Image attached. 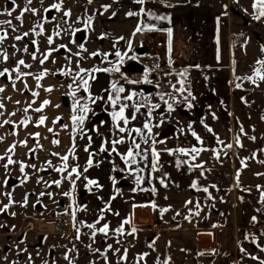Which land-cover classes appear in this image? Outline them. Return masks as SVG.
Returning <instances> with one entry per match:
<instances>
[{
	"label": "rangeland",
	"instance_id": "rangeland-1",
	"mask_svg": "<svg viewBox=\"0 0 264 264\" xmlns=\"http://www.w3.org/2000/svg\"><path fill=\"white\" fill-rule=\"evenodd\" d=\"M57 2L60 0H42V2L41 0H32L31 7L37 9V13H25L23 23H21L15 17L20 14L27 0H16L19 7L11 17L3 14L5 8L10 10L13 7L10 0H0V20L10 19L12 21L11 27L0 25V31L6 30L8 32L7 38L0 43V71L5 68L10 71L13 70L16 62L23 59L26 64H31L32 67L20 66L21 71L38 74L47 68L50 73L39 82L40 87H37L34 76L24 78L29 89L39 92L38 97H33L31 92L25 89L24 82L17 80L16 86L13 88L11 80L0 77V87L5 88L4 92L0 93V101L5 105L4 109H0L3 112V115L0 116V124H3L5 119H11L15 122V125L0 127V137L3 138L0 140V156L4 155L12 144H16L17 147L12 154V159L23 161L29 166L32 164L37 166L36 169L26 167L22 173L19 164L10 165L6 170L2 165L7 162V159L0 161V207L10 203L9 197L4 193H11V200L15 201L5 212L0 213V225H6V227H0V264H144L146 262L139 257L146 252V249L149 252L152 247L145 239L147 233L143 229L144 227L134 226L137 231L133 235H128L132 228L130 224L124 226V234H118L114 231L126 218L124 216L119 219L122 216L120 213H124L122 199L117 201L121 209L115 207V204L111 205L110 211H103L104 220L97 224V228L104 223L109 224V231L106 236L97 232L93 241L91 238L92 230L85 227V224H92L97 220L102 209L109 207L107 196L97 195L93 191L97 189L95 186H91L92 191H88L85 186L84 177L96 179L93 175L95 161L94 166L84 172V166L89 159V152L93 153L91 148L88 152L85 149H75V156L78 158L75 161L71 156L69 157L68 170L70 171L72 167L78 164L82 173L81 178L76 181L75 189L71 187L68 180H63L59 186L52 183L61 179V174L53 168L47 167L46 162L51 161L54 167L61 165L62 161L59 157L53 156L52 153H60L62 156L68 152L64 145L69 143L73 130L70 116L74 98L69 94L73 89L68 87L72 83V75L63 77V74H59V72L61 69L67 71L70 68L74 73L78 67L85 69L111 68L120 60V57L115 55L117 51L123 57V63L119 67L123 64H129L135 56L137 58L151 54L149 51L151 47L150 38L156 39L159 35L165 37L162 32L165 28L161 27L164 26L166 20H156L151 16L128 17L126 13L129 11L139 12L140 8L143 7L146 11L163 16L164 11H168L170 8L176 10L185 5L202 3L201 5L206 4L212 9H216L221 15V22H224L225 26L229 28L233 40L236 65L237 81L235 84H240L241 87L264 89V82H258V85H254L245 79L246 76L253 74V70L257 66L255 62L264 59V18L259 21L254 19L253 0H146L144 5H138L133 0H92V3H89L88 0H63L60 11L53 9L45 12V9ZM103 5H110V7L104 11ZM69 9L71 16L61 19L64 11ZM114 12L116 13L115 16L112 15ZM88 15H93L94 20L91 28L85 30L84 21ZM53 16L56 17L55 20H52ZM38 24H43L44 29L40 35L32 32L33 28L40 31L37 27ZM138 25L141 27L147 25L156 30H144L133 35ZM75 29H81V31L72 36L71 33ZM55 30H60L61 34L59 37H53L54 42L49 45L47 38ZM24 32H29L30 35L20 41L14 39L15 36L22 35ZM120 37H124V39H119ZM73 39L75 43L71 42ZM32 41H36V44H33ZM81 43L87 49L82 53V58L75 55L81 51L79 48ZM129 43L131 48L128 46ZM61 44H66L67 49L53 52L43 65L39 63L43 53L47 52L50 47L57 48ZM25 46L28 48L27 53L23 51ZM4 52L9 57L7 61L2 59ZM33 52L36 53V60L32 59ZM94 52L101 55L92 56L91 53ZM103 54H107L106 58ZM12 75L14 79L16 73L13 72ZM94 75L95 79L89 81L91 95L95 92L98 93L97 87L102 88L101 91L107 89V86H103L107 78L128 80L121 68L119 72L100 71ZM50 86L53 90L51 92L46 91L45 89ZM76 95L83 98L81 103L86 102L88 93L83 89L78 91ZM32 100H35L32 109L39 107L44 100H49L51 103L44 108L42 113H36L30 109L25 114L19 110L26 107L27 103ZM16 101L21 103L17 104ZM88 103L92 111L88 113V120L85 121L84 125L89 127L97 110L94 108L96 112L93 113L92 104L91 102ZM13 112L16 113L15 116L10 115ZM25 115L31 116L33 121H36L40 115L46 116L47 119L43 126L37 127L34 123H29L28 127L25 128L19 125ZM57 117H60L61 120L54 124L53 121ZM63 124H68L69 127L64 129L61 127ZM48 128H53L58 135L48 132ZM36 132L40 133L38 141L35 137L30 136L31 133ZM85 133L83 140L87 145L88 136H91L92 132L87 131ZM25 139L28 141L27 146L21 144V141ZM53 139H59L60 143L58 145L53 144ZM81 139L82 136L78 132L75 141L79 142L78 140ZM37 143L42 145V148H37ZM34 148H36L35 153H30V149ZM94 158L99 161L97 166L107 164L109 160L114 161L116 170H113V174L116 183L113 186L115 189L122 190V187L129 185L125 176L126 171H119L126 169V167L118 154L114 155L112 152L110 156L109 151H107ZM25 174L28 179L24 183H20ZM63 175L66 176L67 172ZM5 179H8L7 185L3 183ZM98 182L101 185L100 189H102L105 182L100 180ZM115 189L113 188L109 192L110 196L116 195ZM41 192L45 195L40 196ZM64 192H70L71 195L66 197L63 195ZM48 193H51V196ZM94 196L102 197L104 201L102 203L94 202L92 198ZM25 197H27V206L23 205ZM38 199L41 201L39 204L36 203ZM112 208L119 215H115ZM73 210L76 211L75 220L71 215ZM74 224L76 227H73ZM57 225H63V228L57 231ZM77 228H79V239L76 238ZM253 239H255V243ZM109 244L112 245V249L107 248ZM116 249L119 251H115ZM261 249H264V229L245 230L239 244V264H261L264 262V251ZM125 250L127 259L121 260L120 257L124 255ZM65 255L69 258L65 259ZM254 256L259 257V259H253Z\"/></svg>",
	"mask_w": 264,
	"mask_h": 264
},
{
	"label": "crops",
	"instance_id": "crops-1",
	"mask_svg": "<svg viewBox=\"0 0 264 264\" xmlns=\"http://www.w3.org/2000/svg\"><path fill=\"white\" fill-rule=\"evenodd\" d=\"M201 4L185 5L177 11L175 8L164 11L163 16L169 17L161 27L165 28L162 30L165 37H151L149 51L161 55L165 66L156 72H148L147 80L151 83L144 80L136 84L130 80L107 78L103 84L107 86V91L97 87L98 93H92L93 97H104L95 104L91 103L93 113L97 110L92 114L93 121L89 127L83 125L85 132H92L91 150L97 153L94 157L101 154L98 149L102 137L111 140L123 135L126 143L117 145V148L119 153H125L130 146L128 133H116L110 116L112 109L107 102L112 83L116 82L118 87L125 88L121 97L136 92V99L148 98L150 104L161 105L152 111L151 117L147 115L148 107H141L135 113L136 119L131 120L133 102L124 101L130 105L125 113L130 119L128 127L142 128L150 120L153 125L152 137L164 141L156 144V149L161 153V168L152 175L159 177L167 173V188L158 179L146 178L141 187L149 191H134L135 179L126 171L129 185L110 196L109 192L115 189L112 180L115 178V163L109 160L107 164L97 166L99 161L93 157L95 180L105 182L102 189L93 191L97 195L107 196L108 205L115 204L119 209L117 201L122 199L124 213H120L122 216L119 219L131 217V227H144L148 234L145 239L152 247L149 252L147 249L144 252L147 254L142 259L146 262L144 264H165V261L167 264H239V244L244 231L264 229V211H256L258 208L264 209V204L260 203V197L264 194V89L236 87V65L229 28L221 22V15L216 9ZM168 29L172 30L171 37ZM156 40H162L164 45L157 47ZM182 72L186 73L185 77L179 75ZM181 79L184 80L183 85L179 83ZM172 85L176 89L183 87L186 91L181 94ZM189 92V101L193 105L191 108L184 101V96H188ZM160 94H164L165 100L173 103V112L168 113L167 106L159 98ZM171 97H175V101ZM100 121L106 123L101 126ZM205 124L213 130L212 133L206 130ZM93 125L99 127V133L93 130ZM241 127L243 132L240 131ZM193 131L203 144L191 134ZM132 136L136 142L141 143V148L148 147L136 133L133 132ZM237 136L242 147L236 143ZM252 136L256 139H250ZM84 137L79 142L75 141V149H85ZM227 144L233 147L228 149L225 147ZM71 145L70 136L69 143L64 147L69 150ZM194 146L206 150L192 162L202 167L191 171L187 164L179 168L176 166L178 159L190 160V157L165 151L190 149ZM213 150L220 151L219 159ZM148 162L150 164L151 156ZM140 167H145V164L142 162ZM148 174L146 168L144 175L147 177ZM193 181L200 188L208 187L211 198L203 191L192 189L190 185ZM212 185L216 187L212 188ZM152 187H155V192L150 190ZM92 198L94 202L104 201L102 197ZM188 200L192 204L186 207L185 202ZM197 201L200 203V215L185 219L189 209H195ZM151 202L157 205L156 209L144 206ZM165 207L170 210L161 214L159 209ZM112 211L116 215L114 208ZM253 216L257 217L255 222Z\"/></svg>",
	"mask_w": 264,
	"mask_h": 264
},
{
	"label": "snow or ice",
	"instance_id": "snow-or-ice-1",
	"mask_svg": "<svg viewBox=\"0 0 264 264\" xmlns=\"http://www.w3.org/2000/svg\"><path fill=\"white\" fill-rule=\"evenodd\" d=\"M11 4L13 5V7L9 10L7 8H5L3 10V14H6L8 17H11L13 15V13L17 10V8L19 7V5L16 4V0H10ZM42 2V0H41ZM62 2L63 0H60V2L57 3H53L50 8L45 9V12L51 11L53 9L60 11L62 8ZM89 3H92V0H88ZM134 3L138 4V5H144L146 3V0H133ZM32 4V0H27V3L25 4L24 8L20 11V14L17 15L15 17V19L21 23H23V17L25 13H32V14H36L37 13V9L32 8L31 7ZM110 7V5H103L102 8L104 11H107L108 8ZM225 7H227L225 5ZM252 8L255 9V13H254V19H256L257 21L261 20L262 18H264V0H253V4H252ZM113 16L116 15V13L114 12L112 14ZM126 15L128 17H133V16H151L154 17L156 20H167L169 19V17L166 16H162V15H156L150 11H146L145 8H140L139 12H134V11H129L126 13ZM71 16V10H67L64 11L63 17H61V19H63L64 17H70ZM45 19H47V17H45ZM56 17H52V20H55ZM94 20V16L93 15H88L86 20L84 21V29L87 30L89 28H91L92 26V22ZM0 25H8V26H12V21L10 19H2L0 20ZM37 27L40 29V31H37L36 28L32 29V32H35L36 35H40L43 32V24H38ZM69 27H71V25H69ZM144 30H148V31H153L156 30L154 27H149L147 25H145L144 27L141 26H137L135 29V32L133 33V35H135L136 33H139L141 31ZM81 31V29H75L72 31L71 35L75 36L76 32ZM171 29H168V33H169V37H171ZM60 30H55L53 32L52 35L48 36L47 40H48V44L52 45L53 44V37H59L60 36ZM30 35L29 32H24L22 35H17L14 37L15 40L20 41L23 40L25 37H28ZM8 36V32L6 30H2L0 31V43H2ZM119 39H124V37H120ZM72 43H75V40L73 39L71 41ZM33 44H36V41H32ZM171 41L169 40V46H170ZM129 48H131V44L129 43ZM79 48L81 49L80 52H77L75 55L78 57L82 58V53L84 51H87L86 48H84V45L81 43L79 45ZM60 49H67V45L66 44H61L59 45L57 48H49L47 50V52L42 54V58L39 60V63L41 65H43L50 56H52L53 52H58ZM18 50V49H17ZM24 52H28V48L27 46H25V48L23 49ZM37 51H38V45H37ZM92 56H97V55H101L98 52H94L91 53ZM105 55V58L107 56V54H103ZM115 55L117 57H120V60L117 64H115L113 67L111 68H92V69H85L82 67H78V70L75 71L74 73L72 72V70L69 68V70L65 71L63 69L60 70L61 74L68 76V75H72V83L68 85V87L70 89H73V91L71 93H69L73 98H74V102L72 103V114L70 116L71 122H72V133H71V138H72V145L69 148L68 152L64 155H60V153H52L53 156H57L59 157V159L62 161L60 166H56L54 167L52 165L51 161H47L46 165L49 168H53L56 172L61 174V179L53 181L52 183L59 186L63 180H68L71 183V187L73 189H75V185H76V181H78L81 178V171H80V166L78 164H76L74 167L71 168V170L69 171V165H68V160L69 157L71 156L72 159L75 161L76 159H78L75 156V137L76 134L79 132L82 136L85 133L84 130V123L86 120H88V113L90 111H92V109L89 107V103L91 102L93 104L96 103L97 100H103L104 97L103 96H99V97H93L91 95V93L89 92V88H90V84L89 81L90 80H94L95 79V73L96 72H100V71H104V72H119L120 71V67L119 65L123 63V57L121 55V53L119 51L115 52ZM8 55L6 52H4L2 54V59L4 61L8 60ZM32 59L36 60L37 56L36 53L33 52L32 53ZM55 62V61H53ZM171 62V61H169ZM79 63V62H78ZM256 67L253 70V74L246 76L245 79L249 80L252 84L254 85H258V82H264V59H260L257 60L256 62ZM20 66H24L26 68H31L32 65L31 64H26L25 61L23 59L19 60L16 62V66L13 70H9L7 68H5L3 71H0V77H6L8 80H11L12 82V87L15 88L16 86V81L19 80L21 82L25 83V89H27L28 91L31 92V95L33 97H38L39 96V92L37 91H32L31 89L28 88L27 83L25 82L24 78L28 77V76H34V79L37 81V87H40V81L47 75H49V70L47 68L43 69L41 72H39L38 74H34L31 72H23L21 71V67ZM15 72V78L13 79V75L12 73ZM179 75L181 77H185L186 73H179ZM239 79V78H238ZM135 81H133L134 83ZM145 82L146 83H151V81L147 80V77H145ZM179 83L181 85H183L184 80L181 79L179 81ZM172 87L175 89V91L180 92L181 94H183L186 89L183 87H180L179 89L175 88V85H172ZM237 88H240L241 85L237 84L236 85ZM81 89H83L85 92L88 93L87 97H86V102L81 103V99L80 97H77L76 93L78 91H80ZM5 88L4 87H0V93L4 92ZM48 92H51L53 90L52 86L48 87L47 89H45ZM107 91V90H106ZM125 92V88L123 86H117L116 82H113L111 85V93L107 96V102L110 104L111 106V120L113 122V126L116 130V133L119 134H123V133H128V137L127 140L130 141V146L127 148V151L125 153H119L117 145L120 144H124L126 143V139L123 135H118L116 138L114 139H107V138H103L102 137V143L101 146L98 149V152H107L109 151V145H111V152H115L120 156V159L124 162V164L126 165V169H120L119 171L123 172V171H127L129 175L133 176L135 179V184H136V188H134V191L136 189H139L140 191H149V189L147 188H143L141 187V185L144 183L145 179H158L159 183L164 186L165 188L168 187V183H167V173H163L161 176L159 177H154L152 174L159 172L161 165H160V152L156 149V144L157 143H163L164 141L162 140H156L155 138L152 137V128L153 125L151 124V121H146L142 128L138 127V128H129L128 125L130 123V119L131 120H135L136 119V115L135 113L140 111L141 107H148V113L147 115L149 117L152 116V111L154 109H159L161 107L160 104H150V101L148 100V98H140V99H136V97L138 96V94L136 92H131L130 94L121 97V93ZM189 96H191V93H188V96H184V101L187 102V107L191 108L193 105L192 103L189 101ZM160 100L164 102V104L167 106V110L168 113H171L174 111V107H173V103H169L168 100H165V96L164 94H160L159 96ZM173 99V101H175V97H171ZM8 99H11L10 97H8ZM192 99H194V97H192ZM124 101H132V108L134 109L133 115L131 116V118L129 119V117L125 114L126 113V109L129 108V104L124 102ZM17 104H20V101H16ZM35 103V100H32L30 102L27 103V106L19 109L21 112L23 113H27L30 109H32V105ZM51 102L49 100H44L41 105L39 107H36L34 109H32L33 111H35L36 113H42L44 108L46 106H48ZM57 107H59V105H57ZM5 105L2 101H0V109H4ZM105 111H107V109H105ZM3 115V112L0 111V116ZM10 115L15 116L16 113L13 112ZM47 117L44 115H40L39 118L36 121L32 120L31 116H27L25 115V118L23 120H21L19 122L20 126H23L25 128L28 127L29 123H34L35 126L40 127L45 125ZM61 120L60 117H57L55 121H53V123H59V121ZM121 122L123 124V126H121ZM160 122H163V117L160 118ZM105 121H100V125L102 126L103 124H105ZM3 125H15V122L11 119H5L3 121V124H0V127H2ZM156 127H158L159 125H155ZM62 128L67 129L69 127L68 124H63L61 125ZM204 127L206 128V130L209 133H212L213 130L208 127V125H204ZM93 130L96 131L97 133H99L100 129L97 125H93ZM48 132L53 133L54 135H58L57 133L54 132L53 128H48L47 129ZM241 132H243V127H241L240 129ZM136 133L140 139L141 142L145 145H148V147L145 148H141V143L136 142L135 137L132 136V133ZM116 133H113V135H116ZM147 133V134H145ZM196 139L197 141H199L201 144H203V141L201 140V138L197 135L196 132H192L191 133ZM246 134V133H245ZM30 136H33L37 139V141L39 140L40 137V133L36 132V133H31ZM3 138L0 137V140H2ZM218 139V138H217ZM250 139L255 140L256 137L252 136L250 137ZM88 145L85 146V151L88 152L89 149L91 148V141H92V137L89 135L88 136ZM27 139L21 141V144L27 146ZM53 144L58 145L60 143L59 139H53L52 141ZM220 143H223L222 141H220ZM236 143L239 144L241 147L243 146L242 144H240V140H239V136H237L236 138ZM17 147L16 144H12L5 152L4 155L0 156V161L5 160V158L7 159V162L5 164H3L2 166L7 170L9 168L10 165L13 164H19L20 167V171L23 173L26 167H31L33 169H36V165L32 164V165H26L23 161H16L12 159V154H14L15 148ZM37 148H42V145H40L39 143H37ZM228 149H231L233 147L232 144H227L225 146ZM206 149L204 148H198V147H192L190 149H186V148H177V149H166L165 151L169 152L170 154H175V153H180L183 154L186 157H190L189 159L186 160H177L176 161V166L177 168L181 167L184 164H187L189 167V171L195 169V168H201L202 165L201 164H195L192 163L196 160L197 156L200 155V153L202 151H205ZM36 148L34 149H30V153H35ZM214 151V155L217 159H219L220 157V151L219 150H213ZM97 153H91L89 152V159L86 162V165L84 166V172H87L89 168L94 166V160L93 157L96 155ZM225 155H227V152L224 153ZM149 156H151V162L149 164ZM145 164V167H140L141 163ZM135 166V167H134ZM146 168L148 169V176L146 177L144 175ZM39 170H45V169H39ZM116 170V169H114ZM67 172V175H63V173ZM28 179V176L25 174L24 179H22L20 181V183H24L26 180ZM85 181H86V189L88 191H92V187L91 186H95L97 189L101 187V185L99 184V182L97 180L94 179H88L87 177H84ZM113 183L115 184V178H112ZM239 180V174H237V181ZM3 183L5 185L8 184V179H5L3 181ZM39 183V181H38ZM190 187L194 190L197 191H203L205 192L209 198H211V192H209V188L208 187H203L200 188L198 187V183L196 181H193L192 184L190 185ZM212 188H215V185L211 186ZM152 192H155L156 189L155 187H152L150 189ZM117 193H119V189H116ZM4 195L8 196L10 199V203L9 204H4L2 207H0V213L5 212L12 203H15V201L11 200V193H4ZM45 195V193L41 192L40 196ZM49 196H51V193H48ZM64 196H70L71 193L70 192H64L63 193ZM111 199H115V197H112ZM242 199V198H241ZM37 204L41 203V201L38 199ZM260 203L264 204V194L261 195L260 197ZM192 204L191 200H188L185 202V206L187 207V205ZM23 205L27 206V197H25V200L23 201ZM144 206H151L153 209L157 208V205L154 202H151L150 205H144ZM134 207H136V205H134ZM108 210L110 211V206L107 209H102L101 210V215L98 216L97 220L92 223V224H85V227L89 228L92 230L91 233V238L93 239V241L95 240V236L97 234V232L99 233H103L105 236L108 234L109 231V224L108 223H104L101 227L97 228V224L100 223V221L104 220V215H103V211ZM170 208L165 207V208H160L159 211L161 214L169 211ZM257 212H261L264 211V209H256ZM12 215H15V213H12ZM72 218L73 220H75L76 218V211L73 210L71 212ZM116 215H119L118 213H116ZM177 215H179V213H177ZM200 215V203L199 201L196 202L195 204V209H189V213L188 216L185 217V219L190 220L193 216H199ZM252 220L255 222L257 220L256 216L252 217ZM131 217H127L125 218L122 223L120 224L119 227H117L114 231L115 233L118 234H124V226L131 224ZM0 227H6V225H0ZM14 227V226H13ZM73 227H76V225L74 224ZM137 231V229L133 226L131 228V231L128 233V235H133L135 234ZM77 239H79V228H77ZM247 239V237H246ZM119 242V241H117ZM253 242L255 243V239H253ZM90 247V246H89ZM151 247V245H150ZM108 249H112V245L109 244L107 245ZM262 251H264V249H261ZM99 251V250H97ZM115 251H119L118 249H116ZM241 251H244V249H241ZM147 254H142L141 257H139V259H143V256H146ZM69 257L67 255H65V259H68ZM105 258H106V254H105ZM253 259H259V257H252ZM6 259V258H5ZM121 260H126L127 259V252L125 250L124 255H122L120 257ZM165 264H167V262L165 261ZM261 264H264V262H261Z\"/></svg>",
	"mask_w": 264,
	"mask_h": 264
},
{
	"label": "built area",
	"instance_id": "built-area-1",
	"mask_svg": "<svg viewBox=\"0 0 264 264\" xmlns=\"http://www.w3.org/2000/svg\"><path fill=\"white\" fill-rule=\"evenodd\" d=\"M163 45L164 42L162 40L156 42L157 47H162ZM136 59L141 65H143L150 72H156L165 66V60L158 53L138 56Z\"/></svg>",
	"mask_w": 264,
	"mask_h": 264
},
{
	"label": "water",
	"instance_id": "water-1",
	"mask_svg": "<svg viewBox=\"0 0 264 264\" xmlns=\"http://www.w3.org/2000/svg\"><path fill=\"white\" fill-rule=\"evenodd\" d=\"M126 77L128 80H132L135 82H143L145 77H147L146 69L143 65H141L137 60H132L126 67H125Z\"/></svg>",
	"mask_w": 264,
	"mask_h": 264
},
{
	"label": "flooded vegetation",
	"instance_id": "flooded-vegetation-1",
	"mask_svg": "<svg viewBox=\"0 0 264 264\" xmlns=\"http://www.w3.org/2000/svg\"><path fill=\"white\" fill-rule=\"evenodd\" d=\"M127 65H121L120 66V68H121V70H122V73L123 74H125V75H128V74H126V72H125V67H126ZM59 74H61L60 72H59ZM63 77H65V75H63ZM64 225V224H63ZM63 225H57V231H59L60 229H62L63 228Z\"/></svg>",
	"mask_w": 264,
	"mask_h": 264
}]
</instances>
